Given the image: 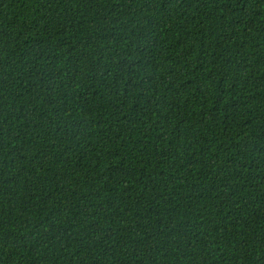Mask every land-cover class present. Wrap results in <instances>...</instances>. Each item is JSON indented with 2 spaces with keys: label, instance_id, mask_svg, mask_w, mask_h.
I'll return each instance as SVG.
<instances>
[{
  "label": "trees",
  "instance_id": "trees-1",
  "mask_svg": "<svg viewBox=\"0 0 264 264\" xmlns=\"http://www.w3.org/2000/svg\"><path fill=\"white\" fill-rule=\"evenodd\" d=\"M0 264H264V0H0Z\"/></svg>",
  "mask_w": 264,
  "mask_h": 264
}]
</instances>
